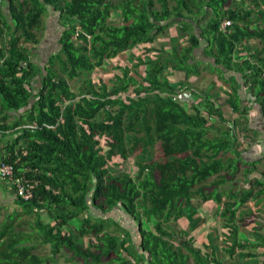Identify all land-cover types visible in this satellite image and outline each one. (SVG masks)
<instances>
[{"label": "trees", "instance_id": "1", "mask_svg": "<svg viewBox=\"0 0 264 264\" xmlns=\"http://www.w3.org/2000/svg\"><path fill=\"white\" fill-rule=\"evenodd\" d=\"M5 1L9 16L0 0V133L18 137L0 164H12L13 179L31 187V200L18 199L26 215L47 210L53 222L37 221L36 236L0 221V264H49L62 250L78 264H224L214 248L210 255L195 249L176 225L187 218L194 200L223 205V228L233 225L226 238L230 258L249 248L238 242L235 224L256 221L254 214L240 220L239 213L251 202H263L264 179L222 204L219 190L241 168L228 157L238 148V134L225 125L224 111L209 95L183 102L166 72L185 73L184 84L190 86L189 78L200 74L194 51L206 44L203 55L212 60L206 68L230 84V108L246 118L239 93L245 85L264 109V49L252 56L255 62L241 50L253 40L264 43V28H253L256 11L240 9L241 0ZM260 2L258 21L264 24ZM49 8L60 14L65 31L61 50L43 72L26 45L39 44ZM113 15L120 25L111 23ZM226 22L232 26L223 31ZM167 36L168 49L151 47ZM136 48L143 56L130 68L124 55H136ZM120 56L122 75L97 89L92 74ZM229 73L243 80L234 74L226 78ZM23 109L17 117L10 114ZM217 121L221 125L215 127ZM133 156L134 178L111 166L115 157ZM17 188L13 184L15 193ZM117 208L135 223L138 244L125 231L122 237L111 235L107 221L89 215L96 210L105 216ZM258 237L257 247L264 248V236ZM86 238L93 240L90 247L80 243ZM37 241L51 246L54 255H37ZM255 256L244 255L242 263L264 264Z\"/></svg>", "mask_w": 264, "mask_h": 264}, {"label": "crops", "instance_id": "2", "mask_svg": "<svg viewBox=\"0 0 264 264\" xmlns=\"http://www.w3.org/2000/svg\"><path fill=\"white\" fill-rule=\"evenodd\" d=\"M241 1L243 2L240 4V9L256 11V14L253 17L256 24L253 28H264V24L258 21L260 18L259 12L261 10L257 8V3L261 4V0ZM249 3L252 4L251 8L247 7ZM2 9L4 14L9 16V5L5 0L2 3ZM49 15L50 17L48 20H45V31L39 36V44L37 46H31L32 48L29 47L32 53L31 58L33 64L36 68L42 69L44 72L49 67L53 56L58 54L61 50V37L65 31L64 23L60 14L55 10L50 9ZM1 46L2 44L0 41V49ZM263 49L264 43L260 40H253L247 44L246 47L241 48L243 51L247 50L244 51V56H247L248 59H251L254 62L255 60L252 59V56ZM204 50L205 48L201 45L198 50L194 51V63H202L207 67L209 64L212 65V60L204 57ZM197 53H199V57L202 58L200 59L201 61H197L195 58V54ZM233 74L234 73L226 74V78ZM197 76L193 75L189 78L191 85H193V82L196 83ZM235 76L240 81L243 80L242 77L238 75ZM217 77L216 74V77H214L212 81L213 93L211 96L215 101L220 100L221 106L226 111L223 112L224 118L227 120L225 125L230 128L234 127L240 140V146L239 148H236V152L228 155V157L235 159V161H239V164L241 165L240 171L228 184L225 185L224 188L219 190L221 194H224L222 204H225L229 201V196L243 190H251L252 183L255 180L264 179V109L261 104L255 101V98L251 97L253 91L249 89V87L243 85L239 92L242 100L241 110L245 113L246 118L249 117V119L247 120L239 113H235L226 103L227 99H229V93H231L230 84ZM200 78H202V76H200ZM36 83H38L39 87L40 80ZM216 107H219V105L216 104ZM10 114L16 117L18 116L14 111H11ZM217 125H221L219 121L215 122V127H217ZM17 137L18 135L15 133L8 134L7 136L0 133V160L3 155L8 153V146L16 141ZM235 161L233 164H235ZM18 199L19 198L13 190V183L0 177V221L3 222V224L8 223L11 226L14 222V228L17 233L23 232L25 234H35L36 236L37 221L44 223L46 226L52 224L53 221L51 215L47 210L42 211V213L35 211L32 215H26L27 211H23V208L18 205ZM223 209V205H219L212 200H208L202 204H199L194 200V207L189 213H187V218L177 221L176 225L179 227L178 229L182 230L186 235L185 239L189 241L195 249H199L210 255L212 248H214V255H217L218 260L224 264H245L242 263L245 261L244 255L249 254L256 255L254 261H263L264 248H259L257 246L261 244L258 236H264V200L261 204L251 202L239 213L240 220L252 219L253 217H249L251 214H254L257 219L249 225H242L240 222L235 224L236 226H240L238 242L241 245H249V248H239L233 258H230L226 253V250L228 249L226 238L229 236V230L233 225L223 228V226L226 225L221 218ZM89 215L95 220L102 219L103 221H107L109 227L108 232L111 235H119L122 237V233L125 231L130 235L131 240L137 242V244L140 242L137 239L135 223L131 221L121 209L109 212L105 216L101 215V213L96 210H91ZM113 223L117 224L121 230L116 229ZM52 226H54V223ZM72 227L74 226L72 225ZM64 232L67 233L65 230ZM91 241L93 240L83 239L80 243L85 247H90L92 245ZM228 243L232 244L233 242L228 241ZM31 245H33V242L29 243V246ZM35 246H38V249L35 251L37 255H43L40 253L43 252L45 247L51 248L52 250L51 246L43 245L42 241L35 242ZM254 246H256V248H254ZM60 255L70 254H67L62 250V254ZM251 264H254V262L251 261Z\"/></svg>", "mask_w": 264, "mask_h": 264}, {"label": "rangeland", "instance_id": "3", "mask_svg": "<svg viewBox=\"0 0 264 264\" xmlns=\"http://www.w3.org/2000/svg\"><path fill=\"white\" fill-rule=\"evenodd\" d=\"M251 5L252 4L249 3V5L247 7L251 8ZM49 13H50V8H49L47 16L45 17V20H48V18L50 17L51 14L49 15ZM110 21H111V23L113 25H117L118 26V25L121 24V19L118 16H116V15H113L111 17ZM44 31L45 30L40 31L38 36L42 35L44 33ZM169 41H170V37L167 36L165 38L157 40L151 47L155 48L156 50H160L161 48L168 49L169 48V45H168ZM201 45H203V47L206 48V44H201ZM26 47H30V46L26 45ZM136 49L134 50L136 55H134L132 51L127 53L126 55H124V58L127 59L126 62L129 63L130 68H132V66H135V64L137 62L136 61V57L143 56V54L141 52L142 48L141 49L136 48ZM195 58L197 59V61L202 59V58L199 57V53L195 54ZM124 64H125L124 63V59H123V57L120 56V57L116 58L113 61L107 62L105 64L104 68L99 70V73L92 74V77L96 80L95 82L97 83V85H96L97 89H100L101 83L108 82L110 84V81L114 80L117 75H122V72L118 68L119 67L120 68H124L125 67ZM198 67H199V73H200L199 75L202 76V78H200V76H197L196 83L193 82V85H190V86L184 84V81H183L184 77H185L184 73H175L172 70H167L166 74L169 76L170 80L172 81V84L174 85L175 89L177 90V93L183 95V102L187 103V102L193 101V99H195V101L198 102L200 100L199 97H203L205 95H209L210 96V100L213 101L214 104L216 102L217 105L221 106L220 100L219 101H215L214 98L211 96V94L213 93L212 92V90H213L212 81H213V78L216 77L217 73L216 74L215 73H210V71L207 70L206 66L203 65L202 63H198ZM136 70L137 69H135L134 71H136ZM40 71H43V70L40 69ZM131 73H133V71H131ZM135 76H136V74H135ZM181 76H182V78H181ZM217 76H218V74H217ZM217 78H220V77H217ZM74 83L75 82H71L72 85ZM211 84H212V86H211ZM36 86H38V83H36ZM209 86H210V90H209ZM214 86H215V84H214ZM186 89H191L192 91H195V93L198 95V98L193 96V94L185 95L184 91ZM127 95H131V92L129 91L127 93ZM121 98L122 99H126V95H122ZM32 101H33V99H32ZM221 110L226 112L225 109L222 106H221ZM24 112L25 111H23V113ZM12 120H14V118L13 119L11 118L10 121H12ZM210 123H211V121H210ZM100 139L102 141V144H104L105 143L104 142V138H100ZM239 146H240V143L238 145V148H239ZM106 149L107 148L105 147V150ZM156 158H159V157L156 156ZM134 159L135 158L133 156L130 159H128L127 161H123L121 158L115 157L113 159V162L111 163V166L113 168H115L116 170L120 171V172L128 173L130 175V177L134 178L137 175V168H136V166L134 164ZM2 179H4V178H2ZM74 224H73L74 228L79 226V222L78 221L74 222ZM86 239H90V238H86ZM86 241H88V240H86ZM51 251H52L51 248L45 247L43 252L40 253V254H43L42 256L44 258H51L53 256ZM69 258H70V255H58V256H56V260H53V259L49 260L50 261L49 264H78L76 262L68 261Z\"/></svg>", "mask_w": 264, "mask_h": 264}, {"label": "built area", "instance_id": "4", "mask_svg": "<svg viewBox=\"0 0 264 264\" xmlns=\"http://www.w3.org/2000/svg\"><path fill=\"white\" fill-rule=\"evenodd\" d=\"M1 7V5H0ZM232 26V22H226L222 24V30L225 31L227 28ZM185 95H191V93L186 89L184 92ZM181 99L183 100V95H181ZM28 127V126H26ZM264 142V140H263ZM14 176V166L12 164H0V177L6 179L7 181L12 182L13 184L18 185L16 189V196L24 201H29L33 198V195L30 191L31 187L29 185H23L20 182V179H13Z\"/></svg>", "mask_w": 264, "mask_h": 264}, {"label": "water", "instance_id": "5", "mask_svg": "<svg viewBox=\"0 0 264 264\" xmlns=\"http://www.w3.org/2000/svg\"><path fill=\"white\" fill-rule=\"evenodd\" d=\"M197 33H200L199 31H197ZM200 42H203V41H200ZM34 103V101H32L31 100V105ZM26 109H23V110H21L20 112H19V114H18V116L23 112V111H25ZM90 204V203H89ZM117 209H119V208H117Z\"/></svg>", "mask_w": 264, "mask_h": 264}, {"label": "clouds", "instance_id": "6", "mask_svg": "<svg viewBox=\"0 0 264 264\" xmlns=\"http://www.w3.org/2000/svg\"><path fill=\"white\" fill-rule=\"evenodd\" d=\"M92 243H93V241H92Z\"/></svg>", "mask_w": 264, "mask_h": 264}]
</instances>
